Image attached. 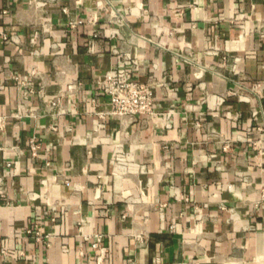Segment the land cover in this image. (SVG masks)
I'll return each mask as SVG.
<instances>
[{
    "label": "crops",
    "instance_id": "crops-1",
    "mask_svg": "<svg viewBox=\"0 0 264 264\" xmlns=\"http://www.w3.org/2000/svg\"><path fill=\"white\" fill-rule=\"evenodd\" d=\"M0 116V264H264V0H0Z\"/></svg>",
    "mask_w": 264,
    "mask_h": 264
},
{
    "label": "built area",
    "instance_id": "built-area-1",
    "mask_svg": "<svg viewBox=\"0 0 264 264\" xmlns=\"http://www.w3.org/2000/svg\"><path fill=\"white\" fill-rule=\"evenodd\" d=\"M103 10L105 13V22L108 25H127L125 15L117 11L110 3ZM74 25L71 23L70 27L73 28ZM97 36V34H94L92 37L96 38ZM118 36L119 32L117 30L110 32V38H116ZM1 37L4 40L6 39L4 35ZM238 60L239 58H235V61ZM102 85L105 94L109 97V108L98 113L100 118L110 117L124 124L136 122L142 116L148 118H155L157 116L155 112V97L153 95V81L141 83L134 80L128 72H109L104 76ZM4 122L5 118L0 116V129H2ZM28 147L32 157L44 158V155H40V145L34 138L28 140ZM46 165H49V163H46ZM94 238L95 243L93 244V248L100 252L96 264H100L105 250L100 247L101 237L95 236ZM36 239H41L38 233H36Z\"/></svg>",
    "mask_w": 264,
    "mask_h": 264
}]
</instances>
